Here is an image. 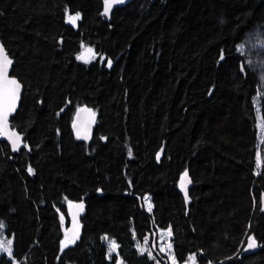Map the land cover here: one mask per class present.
<instances>
[{
    "label": "trees",
    "instance_id": "16d2710c",
    "mask_svg": "<svg viewBox=\"0 0 264 264\" xmlns=\"http://www.w3.org/2000/svg\"><path fill=\"white\" fill-rule=\"evenodd\" d=\"M139 1L105 21L102 0H0V43L23 84L10 124L30 147L0 140V220L12 247L0 264H155L135 239L157 228L171 231L178 263L195 253L198 264H264L253 102L264 123V0ZM85 104L98 116L87 141L71 129ZM83 198L80 234L63 247L69 202ZM103 237L118 255L107 259ZM250 237L257 246L245 252ZM152 250L169 264L154 241Z\"/></svg>",
    "mask_w": 264,
    "mask_h": 264
},
{
    "label": "water",
    "instance_id": "95a60500",
    "mask_svg": "<svg viewBox=\"0 0 264 264\" xmlns=\"http://www.w3.org/2000/svg\"><path fill=\"white\" fill-rule=\"evenodd\" d=\"M131 1L132 0H122V2H120V3H114L113 6L110 8V10L107 13H105V0H102V8H101V10L99 12V15L104 20H110L111 19V14H112L114 8L125 6L127 3L131 2ZM151 1H153V0H151ZM0 45L3 46V49L5 50V52H6L7 56H8V59H10L11 62H12L11 65L9 66L8 73H7L8 79H14L20 85L19 92H18L17 97H16L15 102H14V108H12V110L10 112H8V115H7L6 132L9 135L11 133H16L20 137V141L18 142V147H16L14 149L13 143H12V139L9 138V135L0 134V140H5L9 144L10 149L13 152L18 151L22 147H26L27 150H30L29 149L30 148L29 145L26 144L25 141H24L23 133L18 131L17 128H13L11 126V124H10V118H11V116L14 115V113L16 112V110H17V108L19 106V102H20V99H21V93H22V90H23V84L21 83V81H19V79L16 76L11 75L14 59L8 54V52L5 49L4 45L2 43H0ZM81 55H84V57H85L84 59H88V58L91 57L92 54H89V53L86 52V50H84L83 52H81L79 54V57ZM96 120H97V116H96L95 112L93 111V109L91 107H88L86 105L79 106L75 110V113L73 115V119H72V122H71V129L73 131L74 136L77 139H80V140H86V141L89 140L91 135H92L93 129L95 127ZM188 179L191 182L186 184V188H182L181 187V178H180V181H179L180 190L183 193L185 199H187V197H188V188L192 185V180H191L189 175H188ZM185 193H187V195ZM78 204H83V209L82 210L77 209V208L74 207V205H78ZM260 209H261V211L264 212V196H262V198H261ZM83 210H84V198L79 200V201H75V202H73L71 204L70 214H69V224H68V227L66 229V234L69 237H73L74 236V239H75V238H77L79 236L80 231H81V215H82ZM248 245H249V240H248V243H247V247L244 250L245 252L251 249V248H249Z\"/></svg>",
    "mask_w": 264,
    "mask_h": 264
},
{
    "label": "snow or ice",
    "instance_id": "6c2138e0",
    "mask_svg": "<svg viewBox=\"0 0 264 264\" xmlns=\"http://www.w3.org/2000/svg\"><path fill=\"white\" fill-rule=\"evenodd\" d=\"M122 0H105V13H107L110 8L113 6L114 3H120ZM80 16L79 13H77L75 16L69 15L68 19L70 22L75 23L77 20H79ZM86 52L89 54L92 53V49H86ZM80 59H84V55H81L79 57ZM11 60L8 59V56L3 49V46L0 45V134L9 135L6 132L7 128V115L8 112L14 108V102L17 97V94L19 92V83L14 79H8V69L11 65ZM109 65L111 64V61L108 62ZM9 138L12 139L13 147L14 149L18 147V142L20 141V137L16 133H11L9 135ZM29 172L32 171L31 168L28 169ZM191 181L188 179L187 172L184 173V175L181 177V187L186 188V184L190 183ZM187 195V193H185ZM75 208L82 210L83 204L74 205ZM63 219V217H61ZM3 227L2 222H0V228ZM168 236H171V231L169 230L167 233ZM107 239V237H105ZM74 242V236L69 237L67 234L65 236V240L62 241L63 247H67L69 244ZM249 248L256 247V242L253 237L249 238ZM118 246L116 245L115 241L110 242V249L115 250ZM170 248L171 245H168ZM143 252L144 249H141ZM0 252H7L9 255H11V241H0ZM191 264H195V256L190 257Z\"/></svg>",
    "mask_w": 264,
    "mask_h": 264
},
{
    "label": "rangeland",
    "instance_id": "374dc122",
    "mask_svg": "<svg viewBox=\"0 0 264 264\" xmlns=\"http://www.w3.org/2000/svg\"><path fill=\"white\" fill-rule=\"evenodd\" d=\"M240 50H243L242 46H240ZM253 102H254L256 112H257L256 113L257 143H256L254 172H255V174H258L261 171L262 164H263L262 159H261V153L264 150L262 147V144L264 142V123H263L261 116H260V104L258 101V96H254ZM261 140H262V142H261ZM144 204H145L146 210L148 212H151L152 202H151V198L149 195L144 196ZM69 206L71 208V202H69ZM0 222H2V224H3V227L0 228V241H11L10 238L5 236V233H4L5 226H4L3 221L0 220ZM168 231H169V228L168 229L157 228V235L155 238H151L150 236H146L142 241L135 239V241H136L135 246H136L137 250L139 251V253L147 254L151 259L155 260V264H159L157 257L155 256V254L152 250V243L154 241L156 243L158 251L162 255L167 257L169 264H191L190 257H193V256H195V264H198L195 253L189 254L188 257L186 258V260L182 263H178L176 261V259L174 257L173 249H172L171 236L167 235ZM111 241H115V240L109 239V238L105 239V237H103V242L105 243V245L107 247V254H106L107 259H110L113 254H117V248L115 250L110 249V242ZM168 245H171V247L169 248ZM246 247H247V244H246L245 248ZM141 249H144V251L142 252ZM2 253L7 254L8 257H12L7 252H0V255ZM11 253H12V247H11ZM12 259H13L14 264H18V262H16V260L14 258H12ZM116 264H125V263L118 256Z\"/></svg>",
    "mask_w": 264,
    "mask_h": 264
},
{
    "label": "bare ground",
    "instance_id": "6f19581e",
    "mask_svg": "<svg viewBox=\"0 0 264 264\" xmlns=\"http://www.w3.org/2000/svg\"><path fill=\"white\" fill-rule=\"evenodd\" d=\"M138 1H139V0H138ZM258 1H259V0H258ZM140 2H141V1H139V3H140ZM146 2H147V1H146ZM149 2H150V1H149ZM261 2H262V0H261ZM142 3H143V0H142ZM142 3H141V6H140V7H141V9H142V8L144 9V7H142ZM148 4H149V3H148ZM150 4H151V3H150ZM136 5H137V4H136ZM144 6H145V4H144ZM140 7H139V8H140ZM145 7H146V6H145ZM147 7H149V6H147ZM150 7H151V6H150ZM132 8H133V7H132ZM261 8H262V7H261ZM130 9H131V8H130ZM135 9H137V6H136ZM145 9H146V8H145ZM131 10H132V9H131ZM147 10H148V9H147ZM126 11H127V10H126ZM138 11H139V10H138ZM136 12H137V11H136ZM143 12H144V11H143ZM139 13H140V11H139ZM144 13H145V12H144ZM148 13H149V12H148ZM148 13H147V14H148ZM142 14H143V13H142ZM145 14H146V13H145ZM145 14H144V15H145ZM64 15H65V14H64ZM148 16H149V15H148ZM63 18H64V16H63ZM144 18H145V17H144ZM262 18H263V16H262ZM142 19H143V18H142ZM142 19H141V20H142ZM147 19H149V18H147ZM62 20H63V19H62ZM105 21H106V20H105ZM139 21H140V20H139ZM154 21H155V20H154ZM121 22H122V21H121ZM151 22H152V21H151ZM155 22H156V21H155ZM262 22H263V21H262ZM107 23H108V21H107ZM128 23H129V22H128ZM131 23H132V22H131ZM133 23H134V22H133ZM133 23H132V24H133ZM64 24H65V23H64ZM126 24H127V23H126ZM132 24H129L130 27H131ZM253 25H254V24H253ZM103 26H104V25H103ZM124 26H125V25H124ZM124 26H123V27H124ZM126 26H127V25H126ZM126 26H125V27H126ZM251 26H252V24H251ZM123 27H122V28H123ZM133 27H134V26H133ZM141 27H143V26H141ZM75 28H76V27H75ZM100 28L102 29L103 27H100ZM128 28H129V27H128ZM134 28H135V27H134ZM124 29H126V28H124ZM138 29H139V28H138ZM247 29H248V28H247ZM247 29H246V31H247ZM77 30H78V29H77ZM97 30H98V29H97ZM126 30H127L129 33H130V31H131V30H128V29H126ZM243 30H244V29H243ZM243 30H242V31H243ZM262 30L264 31V29H262ZM103 31H104V28H103ZM127 31H126V32H127ZM259 31H261V30H259ZM263 31H262V32H263ZM94 32H95V31H94ZM126 32H125V33H126ZM79 33H80V32H79ZM96 33H97V32H96ZM99 34H100V33H99ZM258 34H259V33H258ZM130 36H131V35H130ZM133 36H134V35H133ZM240 36H241V35H240ZM100 37H101V36H100ZM157 37H158V36H157ZM164 37H165V36H164ZM262 37H263V36H262ZM89 38H90V37H89ZM243 38H244V36H243ZM158 39H159V38H158ZM164 39H165V38H164ZM80 40H81V38H80ZM84 40H85V39H84ZM163 41H164V40H163ZM167 41H168V40H167ZM79 42H80V41H79ZM79 42H78V43H79ZM243 42H244V41H243ZM78 43H77V44H78ZM158 43H159V42H158ZM158 43H157V44H158ZM2 44H3V43H2ZM167 44H168V43H167ZM170 44H171V43H170ZM243 44H244V43H243ZM150 45H151V44H150ZM77 47H78V45H77ZM87 47H88V46H87ZM89 47H90V46H89ZM233 47H234V46H233ZM172 48H173V46H172ZM71 49H72V48H71ZM78 49H79V48H78ZM99 49H100V48H99ZM128 49H129V48H128ZM155 49H156V48H155ZM69 50H70V49H69ZM74 50H75V48H74ZM130 50H131V48H130ZM175 50H176V49H175ZM7 51H8V50H7ZM70 51H71V50H70ZM127 51H128V50H127ZM149 51H150V50H149ZM149 51H148V52H149ZM170 51H171V50H170ZM186 51H187V50H186ZM246 51H247V50H246ZM68 52H69V51H68ZM73 52H74V51H73ZM145 52H146V51H145ZM174 52H175V51H174ZM127 53H128V52H127ZM141 53H142V52H141ZM141 53H140V54H141ZM242 53H243V52H242ZM79 54H80V53H79ZM140 54H139V55H140ZM142 54H143V53H142ZM145 54H146V53H145ZM235 54H236V53H235ZM258 54H261V53H260V50H259V53H258ZM167 55H168V53H167ZM189 55H191V54H189ZM196 55H197V54H196ZM237 55H238V54H237ZM102 56H103V55H102ZM102 56H101V57H102ZM108 56H109V54H108ZM113 56H114V55H113ZM113 56H112V58H113ZM122 56H123V54H122ZM136 56H137L138 59L140 60L141 55H140V57H139V56H138V53H137ZM176 56H177V55H176ZM244 56H245V55H244ZM144 57H145V56H144ZM166 57H167V56H166ZM172 57H173V56H172ZM251 57H252V56H251ZM141 58H142V57H141ZM146 58H147V57H146ZM148 58H149V57H148ZM170 58H171V57H170ZM174 58H175V57H174ZM190 58H191V56H189V59H190ZM192 58H193V57H192ZM195 58H196V57H195ZM121 59H122V58H121ZM136 59H137V58H136ZM136 59H135V60H136ZM167 59H168V58H167ZM177 59H178V58H177ZM241 59H242V57H241ZM251 59H252V58H251ZM72 60H73V59H72ZM108 60H109V59H108ZM127 60H128V59H127ZM171 60H172V59H171ZM178 60H179L180 62H181V61H182V62L184 61V60H182V58H180V59H178ZM191 60H192V59H191ZM191 60H189V61H191ZM195 60H196V59H195ZM137 61H138V60H137ZM99 62H100V61H99ZM99 62H98V63H99ZM122 62H123V60H122ZM141 62H142V61H141ZM166 62H167V61H166ZM176 62H177V60H176ZM241 62H242V61H241ZM74 63H75V60H74ZM126 63H127V62H126ZM136 63H137V62H136ZM178 63H179V62H178ZM191 63H192V62H191ZM77 64H78V63H77ZM90 64H92V63H90ZM100 64H101V63H100ZM124 64H125V63H124ZM137 64H138V63H137ZM193 64H194V61H193ZM195 64H196V63H195ZM95 65H96V64H95ZM102 65H103V64H102ZM146 65H147V64H146ZM146 65H145V66H146ZM183 65H184V64H183ZM242 65H243V64H242ZM88 66H90V65H88ZM120 66H121V64H120ZM134 66H135V64H134ZM134 66H132V67L134 68ZM136 66H137V65H136ZM93 67H96V66H93ZM123 67H124V65H123ZM132 67H131V68H132ZM166 67H167V66H166ZM181 67H182V66H181ZM181 67H180V68H181ZM180 68H178V69H180ZM92 70H94V69H92ZM125 70H126V69H125ZM91 73H92V72H91ZM87 79H88V78H87ZM89 79H90V78H89ZM86 81H87V80H86ZM179 81H180V80H177V82H178V83H177V86H178V84H179ZM180 82H181V81H180ZM90 83H92V82H90ZM194 88H195V87H194ZM198 89H200V88H198ZM178 91H179V89H178ZM198 93H199V92H198ZM258 94H259V93H258ZM67 98H68V97H67ZM260 98H261V97H260ZM64 100H65V99H64ZM79 103H80V102H79ZM70 104H72V103H70ZM78 105H80V104H78ZM85 105H86V104H85ZM70 107H71V106H70ZM78 107H79V106H78ZM261 107H262V106H261ZM65 108H66V107H65ZM74 108H75V107H74ZM60 109H61V108H60ZM69 110H70V109H69ZM75 110H76V109H75ZM41 111H42V110H41ZM55 111H56V110H55ZM61 111H62V110H61ZM95 111H96V110H94V112H95ZM45 112H46V111H45ZM57 112H58V111H57ZM71 112H72V111H71ZM66 113H67V111H66ZM98 113H99V112H98ZM261 113L263 114L262 111H261ZM55 114H56V113H55ZM67 114H68V113H67ZM45 115H46V114H45ZM62 116H63V115H62ZM72 116H73V115H72ZM262 116H263V115H262ZM97 117H98V116H97ZM98 119H99V118H98ZM67 120H68V119H67ZM96 129H98V127H97ZM100 133H101V132H100ZM100 133H99L98 135H100ZM104 135H105V134H104ZM102 136H103V135H101V138H102ZM45 137H46V136H45ZM47 139H48V138H47ZM109 139H110V138H109ZM145 140H146V139H145ZM146 141H147V140H146ZM143 142H144V141H143ZM261 142H262V140H261ZM149 143H150V142H149ZM259 144H260V143H259ZM57 145H58V144H57ZM142 147H143V146H142ZM145 147H146V143H145ZM148 147H149V146H148ZM259 147H260V146H259ZM72 148H73V147H72ZM162 148H163V147H162ZM81 149H82V148H81ZM260 149H261V148H260ZM103 150H104V149H103ZM70 151H71V150H70ZM81 151H82V150H81ZM158 151H159V150H158ZM255 151H256V150H255ZM107 152H108V151H107ZM76 153H77V152H76ZM74 155H75V154H74ZM81 155H82V154H81ZM81 155H80V156H81ZM102 155H103V154H102ZM107 155H108V154H107ZM109 155H110V154H109ZM110 156H111V155H110ZM63 159H64V158H63ZM73 159H74V158H73ZM87 160H88V158H87ZM96 160H97V159H96ZM78 161H79V160H78ZM115 161H116V160H115ZM84 162H85V161H84ZM70 163H71V161H70ZM85 163H86V162H85ZM70 165H71V164H70ZM75 165H76V164H75ZM73 166H74V165H73ZM80 167H81V166H80ZM96 167H97V166H96ZM106 167H107V164H106ZM64 168H65V167H64ZM98 168H99V167H98ZM92 169H93V168H92ZM95 169H96V168H95ZM75 170H76V169H75ZM37 171H38V170H37ZM96 171H97V170H96ZM76 172H77V170H76ZM85 172H86V171H85ZM185 172H186V171H185ZM34 173H35V172H34ZM37 173H38V172H37ZM41 173H42V172H41ZM43 173H44V172H43ZM49 174H50V173H49ZM30 175H31V174H30ZM75 175H76V174H75ZM31 176H32V175H31ZM90 176H91V174H90ZM182 176H183V175H182ZM65 177H66V176H65ZM83 178H84V177H83ZM40 179H41V178H40ZM62 179H63V178H62ZM98 179H99V178H98ZM178 179H179V178H178ZM179 181H180V180H179ZM50 182H51V181H50ZM253 183H254V181H253ZM92 184H93V183H92ZM92 184H91V185H92ZM67 185H68V184H67ZM81 185H82V183H81ZM101 185H102V184H101ZM86 186H87V185H86ZM252 186H253V185H252ZM87 192H88V191H87ZM110 193H113V192H110ZM181 193H182V192H181ZM85 196H86V195H85ZM77 200H78V199H77ZM72 201H73V200H72ZM143 201H144V200H143ZM243 219H244V218H243ZM240 220H242V218L239 219V221H238L239 223H237V226H239V225H240V222H242V221H240ZM244 220H245V219H244ZM244 220H243V222H242L243 225H244V222H245ZM4 224H5V223H4ZM238 224H239V225H238ZM250 224H251V222H250ZM254 224H255V223H254ZM258 224H259V223H258ZM6 225H7V224H6ZM255 225H256V224H255ZM255 225H253V226H255ZM232 226H233V225H232ZM232 226H231V227H232ZM244 226H245V225H244ZM253 226L251 225L249 229L251 230V228H254ZM234 227H236V226H234ZM234 227L231 228V229H236V234H238L237 232H238L239 230H240L239 232H242V231H241L242 228H239V227L234 228ZM242 227H243V226H242ZM256 227L258 228V226H256ZM237 228H239V229H237ZM243 228H244V227H243ZM258 229H259V228H258ZM237 230H238V231H237ZM243 231H244V229H243ZM240 234H241V233H240ZM239 237H240V236H239ZM246 238H247V237H246ZM75 240H76V238H75ZM16 262H17V261H16Z\"/></svg>",
    "mask_w": 264,
    "mask_h": 264
}]
</instances>
